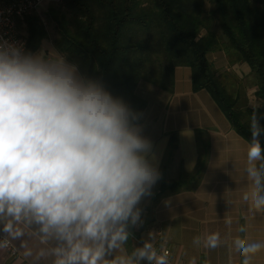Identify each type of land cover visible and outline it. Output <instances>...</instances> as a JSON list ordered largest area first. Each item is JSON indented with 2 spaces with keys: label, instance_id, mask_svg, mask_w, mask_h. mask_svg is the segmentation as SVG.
Wrapping results in <instances>:
<instances>
[{
  "label": "clouds",
  "instance_id": "9594fccd",
  "mask_svg": "<svg viewBox=\"0 0 264 264\" xmlns=\"http://www.w3.org/2000/svg\"><path fill=\"white\" fill-rule=\"evenodd\" d=\"M142 115L66 56L0 39V232L20 239V225L34 228L53 245L40 253L53 256V264H109L105 258L142 224V201L162 178ZM252 127L246 171L259 210L264 127L255 112ZM217 240L208 238L212 247ZM142 261L168 264L167 253L157 255L148 240L110 264Z\"/></svg>",
  "mask_w": 264,
  "mask_h": 264
},
{
  "label": "trees",
  "instance_id": "16d2710c",
  "mask_svg": "<svg viewBox=\"0 0 264 264\" xmlns=\"http://www.w3.org/2000/svg\"><path fill=\"white\" fill-rule=\"evenodd\" d=\"M53 1L47 16L58 32L55 49L134 110L144 115L148 107L139 94L142 83L171 94L176 70L190 68L194 90L207 91L247 142L252 145L254 139L253 112L264 127V0ZM20 32L32 53L49 39L37 13L22 20ZM219 52L227 56L225 70L209 59ZM239 64H247L251 74L240 78L233 70ZM251 87L257 89L258 109L250 108ZM258 140L264 149V135ZM177 145L172 137L158 200L195 190L205 173L208 146L201 141L195 173L168 179Z\"/></svg>",
  "mask_w": 264,
  "mask_h": 264
},
{
  "label": "crops",
  "instance_id": "0c3cea01",
  "mask_svg": "<svg viewBox=\"0 0 264 264\" xmlns=\"http://www.w3.org/2000/svg\"><path fill=\"white\" fill-rule=\"evenodd\" d=\"M40 51L60 54L54 45H42ZM209 59L220 70L229 66L224 53L210 54ZM233 70L242 79L251 74L247 64L236 65ZM149 90L144 96L148 107L141 125L143 135L153 143L160 173L171 152L172 137H176L178 145L168 179H179L182 172L195 173L201 141L208 146L207 167L195 190L160 200L159 180L153 195L142 201V224L131 228L129 240L105 259L110 264L117 257L129 256L149 240L152 246L170 247L174 264H244L245 260L248 264H264V208L258 210L254 206V184L246 171L251 144L235 132L207 91L194 90L190 68L176 70L173 93L155 87ZM260 163L256 161L257 165ZM19 227L25 233L20 239L0 232L17 253L10 255L0 244V264H53V256L40 255L42 249L53 245L43 242L34 228ZM212 235L218 237L215 247L208 241ZM253 244L261 247L245 254L243 248Z\"/></svg>",
  "mask_w": 264,
  "mask_h": 264
},
{
  "label": "built area",
  "instance_id": "2783aa9c",
  "mask_svg": "<svg viewBox=\"0 0 264 264\" xmlns=\"http://www.w3.org/2000/svg\"><path fill=\"white\" fill-rule=\"evenodd\" d=\"M45 2H54L53 0H0V39L22 43L27 50V41L20 32L22 20L33 13H39L40 6ZM0 244L10 255L16 256V250L12 243L0 236ZM157 255L167 253L168 264H174L172 260V251L170 247L153 246Z\"/></svg>",
  "mask_w": 264,
  "mask_h": 264
},
{
  "label": "rangeland",
  "instance_id": "374dc122",
  "mask_svg": "<svg viewBox=\"0 0 264 264\" xmlns=\"http://www.w3.org/2000/svg\"><path fill=\"white\" fill-rule=\"evenodd\" d=\"M52 5L50 2H45L43 3L40 8H39V13L38 16L43 20V22L45 23L47 29H48V33H49V39L47 41H45L43 43V47H46V48H50L53 46V40L58 36V32L56 31V27H55V24L52 23L51 24V21L50 19L48 18V7ZM153 86L149 85V84H146V83H142L140 89H139V94L145 98L144 96H146L148 94V92L150 91L149 89H152ZM249 99H250V108H253V109H258L259 106H260V102H258L257 98H256V94L253 93V90L255 89L257 91L256 88L254 87H251L249 88Z\"/></svg>",
  "mask_w": 264,
  "mask_h": 264
}]
</instances>
